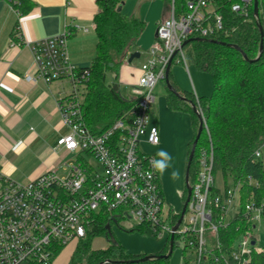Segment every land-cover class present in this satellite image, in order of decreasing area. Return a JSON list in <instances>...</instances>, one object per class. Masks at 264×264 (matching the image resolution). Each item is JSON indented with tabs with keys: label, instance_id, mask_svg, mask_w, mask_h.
<instances>
[{
	"label": "built area",
	"instance_id": "built-area-1",
	"mask_svg": "<svg viewBox=\"0 0 264 264\" xmlns=\"http://www.w3.org/2000/svg\"><path fill=\"white\" fill-rule=\"evenodd\" d=\"M225 2L187 0L177 14L173 2L168 18L158 23L155 43L141 65L142 73L133 89L139 103L130 122L121 119L100 134L89 130L82 114L90 72L71 61V31L66 29L30 45L35 73L27 75V81L50 84L66 80L72 86L71 95L59 105L69 133L58 140L54 151H67L73 159L61 166L66 171L63 176L51 171L23 182L0 173V264H56L61 254L58 252L84 239L103 213L115 223L128 219L143 225L166 242L173 234L178 235L197 264L205 259L215 264H251L253 252L262 250L256 248L254 230L255 223L264 220V201L248 200L243 216L253 230L240 235L232 250L224 253L219 231L226 229L241 211V186L212 193L217 183L212 145L200 151L197 180L193 185L189 182L191 197L176 232L160 175L153 173L149 164L155 154L143 150L144 143L158 146L161 141L158 127L150 125L151 109L156 101L155 89L159 81L165 80L172 57L180 56L187 65L185 41L225 31L221 12ZM228 2L233 13L243 17L254 14L255 0ZM204 126L207 128L205 120ZM263 149L264 144L255 151V157H260ZM249 183L258 186L253 179ZM234 208L237 212L231 216ZM208 231L212 234L210 240L206 237Z\"/></svg>",
	"mask_w": 264,
	"mask_h": 264
},
{
	"label": "trees",
	"instance_id": "trees-1",
	"mask_svg": "<svg viewBox=\"0 0 264 264\" xmlns=\"http://www.w3.org/2000/svg\"><path fill=\"white\" fill-rule=\"evenodd\" d=\"M7 1L14 5L21 16L30 13L34 8L32 0ZM158 1L162 2L165 10L169 12L174 2L177 14L183 10L187 0ZM228 1L221 7L226 24L225 31L221 35L193 40L184 46L187 62L211 76L213 93L210 96L197 97L194 93L181 90L171 70L170 83L178 94L166 86L168 108L191 116L194 134L189 144L186 173L199 130L201 111L207 125V128L203 129L189 168L190 184L193 185L197 180L201 149L212 145L213 174L217 181L212 193L217 194L221 188L227 189L233 185L241 186V211L226 229L219 231L222 251L226 254L232 250L235 239L246 231L253 230V225L243 216L248 200L252 198L257 202L264 201V149L260 157H255V151L264 144V51L261 54L262 37L258 27L261 24L264 30V0H260L261 12L258 18L253 13L249 17L233 13ZM123 2L124 0H97L99 12L94 18L97 35L96 55L91 65L86 68L90 75L86 81L82 105L84 121L94 134L107 131L121 119L130 122L131 114L139 103L138 97L121 94L119 79L121 68L134 53L146 24L134 16L125 15L120 10ZM222 42L236 45L240 50L223 45ZM115 85H118V90L114 89ZM189 100L196 105L199 113L193 109ZM249 179L256 181L258 186L251 185ZM218 180L221 181V186L218 185ZM160 183L165 197L161 176ZM187 196L185 185L181 195L182 206L179 210L171 207L173 225L180 219ZM108 227L112 231V220L108 214L103 213L97 217L87 236L79 241L70 264H128L125 262L148 255L130 254L120 243H112L106 249H93L92 244L96 238H110ZM142 230L144 228L135 231ZM178 238L177 235L174 250L178 246ZM169 248L170 241H167L164 249L157 254H167ZM61 252L62 250L58 253ZM183 256V264H197L192 252L186 247L183 248ZM169 259L129 264H168ZM200 264L215 263L205 259ZM251 264H264V247L253 252Z\"/></svg>",
	"mask_w": 264,
	"mask_h": 264
},
{
	"label": "crops",
	"instance_id": "crops-1",
	"mask_svg": "<svg viewBox=\"0 0 264 264\" xmlns=\"http://www.w3.org/2000/svg\"><path fill=\"white\" fill-rule=\"evenodd\" d=\"M32 1V11L21 16L13 4L0 0V173L23 182L51 171L63 176L66 171L62 165L58 166V162L63 156L73 159L67 151H54L58 140L69 133L59 105L71 95L72 86L64 80L50 84L43 80L27 81L26 76L35 73L30 45L69 29L71 61L79 68H88L96 55L94 18L99 12L97 0ZM129 1L124 0L121 10L127 16H134L135 8L128 5ZM165 14L156 22L154 31L159 22L168 18L167 11ZM143 49L138 42L134 53L139 52L141 58L144 51L145 62L149 48ZM134 60L131 63L127 61L120 71L119 90L124 87L128 91L124 96L128 97L134 96L133 89L142 73L140 65L132 64ZM172 73L181 90L192 93L180 84L177 71L172 70ZM197 77L203 78L200 73ZM199 87L203 89L201 84ZM197 95L205 97L210 92ZM156 109L157 115H151L150 125L158 127L161 141L153 147L157 151L165 149L170 152L174 158L173 165L176 163L180 172L185 170L186 176L189 144L194 134L191 116L171 111L166 95L160 98ZM166 175L167 172L163 176L165 186ZM174 209L180 208L175 206ZM119 220L112 223L119 225Z\"/></svg>",
	"mask_w": 264,
	"mask_h": 264
},
{
	"label": "rangeland",
	"instance_id": "rangeland-1",
	"mask_svg": "<svg viewBox=\"0 0 264 264\" xmlns=\"http://www.w3.org/2000/svg\"><path fill=\"white\" fill-rule=\"evenodd\" d=\"M128 0H125L127 2ZM130 7L135 8V15L134 17L142 20L146 24V29L144 33L141 36V39H139V43L141 44L142 48L147 49L151 48V46L155 43V24L157 21L163 19L165 17V6L162 2L158 0H152L151 2L148 0H142V2L139 0H130L129 4ZM128 6V8H130ZM131 9V8H130ZM167 15H169V11H167ZM154 31V32H153ZM153 32V33H152ZM143 49V50H144ZM146 55L145 52H142V57L139 59H135L132 63L134 66L136 65H142L144 62ZM180 56H176L171 67V71H177L179 82L182 86L187 87V90L194 93L197 97V93L202 92H210V95L213 93L214 86L212 82V78L209 74L205 72H201L197 70L194 66L189 64L187 62V65L184 64V62L180 61ZM197 73H200L203 78L197 77ZM175 79V78H174ZM63 81V80H62ZM66 81V80H64ZM69 82V81H68ZM199 84L202 85L203 89L199 87ZM166 81L161 80L159 81L156 89V102L153 105L151 109V115H157V105L158 101L161 97L165 96L167 94V87H166ZM120 92L122 95L128 94L127 90L122 87L120 89ZM209 95V96H210ZM208 96V95H206ZM154 108V109H153ZM184 115H190L188 113L181 112ZM185 130L182 128V132ZM143 150L146 153H153L155 154L157 152V148L150 146V145H143ZM70 159V156L66 157L63 156L60 161L58 162L59 165H63L66 161ZM176 169L180 171V168L175 163L173 165ZM172 171V169H169V172H167L165 184L164 185V192H165V199L169 206L175 208L182 206V200H181V193L184 190L185 187V170L181 173L180 172V179L178 181H172L169 178V173ZM218 185L221 186L222 183L220 180H218ZM237 212V209L234 208L231 211V216H233ZM118 214V212L115 213V215ZM120 224H113L112 227V235H110V238H96L93 241L92 247L95 250L98 249H106L108 248L112 243H120L122 244L126 251L130 254L139 255V254H157L161 252L164 249V246L166 244V239H160L157 236H154L151 229H144L142 231H135L139 228H145V226L141 225H135V222L133 223L131 220L123 219L119 220ZM255 230H254V238L256 240V248L258 250L262 249L264 247V220L260 219L255 223ZM135 229V230H132ZM206 237L208 240L212 238V234L208 231L206 233ZM178 246L175 248L172 256L169 259L168 264H183L184 256H183V246L185 244V241L183 239L178 238ZM78 240H75L71 243H69L61 252V254L57 258L56 264H70L72 255L78 245Z\"/></svg>",
	"mask_w": 264,
	"mask_h": 264
},
{
	"label": "water",
	"instance_id": "water-1",
	"mask_svg": "<svg viewBox=\"0 0 264 264\" xmlns=\"http://www.w3.org/2000/svg\"><path fill=\"white\" fill-rule=\"evenodd\" d=\"M120 10H121V7H120ZM254 15L256 18H258L260 16V9H259V2L258 0H255V4H254ZM259 29H260V32H261V37H262V42H261V47H260V52L261 54L263 53L264 51V30H263V27L261 24L258 25ZM193 40H201L200 38L198 39H195V38H191L187 41H185L184 43V46L187 45L189 42L193 41ZM215 42H218V41H215ZM223 45H229V46H233L234 48H236L237 50H240L238 46L236 45H231V44H227L225 42H222ZM176 57V54L172 57L171 61H170V64L167 68V71H166V78H165V81H166V85L167 87L174 91L176 94H178L174 89H173V86L171 85L170 83V78H169V74H170V70H171V67H172V63L174 61ZM245 59L248 60V58L246 57V55H244ZM135 58H140V53L139 52H135V53H132V55L130 56V58L128 59V62L131 63ZM114 89L115 90H118V85H115L114 86ZM183 99H186V98H183ZM190 104L192 105L193 109L199 113V111L197 110V107L196 105L191 101L189 100ZM199 119H200V124H199V130H198V133H197V136L195 138V141L193 143V148H192V151H191V154H190V157H189V165H188V171L186 173V176H185V185H186V188H187V192H188V196H187V200L182 208V211H181V216H180V219L177 223V225L174 227V232L177 231L178 227L180 226V224L182 223V220H183V217L185 215V212H186V208H187V204L190 200V197H191V193H192V188L190 187V184H189V168H190V165L194 159V155H195V149H196V146L198 144V141L202 135V132H203V129H204V117L201 113H199ZM109 231H110V235H112V231H111V228L108 227ZM255 244V242H253V245ZM174 245H175V234L172 235L171 237V240H170V248H169V252L167 254H161V255H158V254H151V255H147L143 258H140V259H134V260H131V261H126L125 263H144V262H148L150 260H153V259H158V260H167L169 259L173 252H174Z\"/></svg>",
	"mask_w": 264,
	"mask_h": 264
},
{
	"label": "clouds",
	"instance_id": "clouds-1",
	"mask_svg": "<svg viewBox=\"0 0 264 264\" xmlns=\"http://www.w3.org/2000/svg\"><path fill=\"white\" fill-rule=\"evenodd\" d=\"M173 160L174 158L170 152L165 149H159L155 156L149 161V164L152 172L159 174L161 177H163L166 172H169V169H172L169 173V178L175 182L180 179V171L173 166Z\"/></svg>",
	"mask_w": 264,
	"mask_h": 264
}]
</instances>
